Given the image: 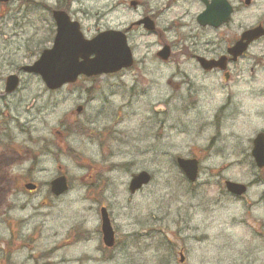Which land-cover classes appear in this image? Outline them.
I'll return each instance as SVG.
<instances>
[{
	"label": "rangeland",
	"instance_id": "374dc122",
	"mask_svg": "<svg viewBox=\"0 0 264 264\" xmlns=\"http://www.w3.org/2000/svg\"><path fill=\"white\" fill-rule=\"evenodd\" d=\"M132 1H0V135L13 138H0V264H264V169L251 154L264 131V68L252 72L247 58L228 82L197 74L180 50L199 11L192 1ZM58 7L88 39L145 14L157 18L158 32L132 26L129 69L50 90L20 68L52 46ZM162 42L175 45L167 61L156 55ZM253 50L264 57V43ZM11 74L21 82L6 93ZM189 82L199 88L191 92ZM45 144L28 172L27 146ZM9 146L25 157L3 153ZM178 156L200 160L195 183ZM142 170L153 179L131 194V176ZM63 174L70 189L55 196L50 181ZM227 180L247 185L246 194L228 193ZM31 182L38 188L29 192ZM101 206L115 229L113 249L102 241Z\"/></svg>",
	"mask_w": 264,
	"mask_h": 264
},
{
	"label": "water",
	"instance_id": "95a60500",
	"mask_svg": "<svg viewBox=\"0 0 264 264\" xmlns=\"http://www.w3.org/2000/svg\"><path fill=\"white\" fill-rule=\"evenodd\" d=\"M8 2L9 0H0ZM226 1H224L225 3ZM133 6L136 3L132 2ZM226 5V3L224 4ZM231 12L230 6L226 5V13L218 21V16L212 10H207L199 16V22L203 25L211 24L218 27L222 20H227ZM53 18L56 23V35L53 45L44 49L39 58L30 65H24L21 70L34 73L41 77L46 87L50 90L62 88L67 84L77 82L79 77H93L104 74H112L129 68L134 64L133 51L128 43L125 31L109 29L99 32L93 38H86L81 30L79 21L71 18L70 14L64 10H53ZM135 24H143L145 29L153 32L156 28L154 21L145 17ZM263 35L260 28L246 31L242 39L229 48L228 53L237 59L247 51L249 42ZM157 56L167 61L171 57V47L165 45ZM205 69L213 66L225 68L226 57L220 60H208L203 57L198 58ZM19 76L11 74L6 79L5 91L14 92L19 87ZM83 106L77 107V112H81ZM164 111L158 109V112ZM252 156L259 169H264V132L258 133L253 139ZM178 167L182 170L190 182H195L199 176V161L196 158H177ZM152 180V175L148 171H140L132 175L128 190L131 194L148 185ZM226 189L229 193L242 196L248 190L243 183L227 180ZM25 188L33 191L37 188L34 183L25 184ZM50 190L53 195L61 196L69 190V182L66 175H59L50 181ZM101 231L103 243L106 247H113L115 244V230L112 226L110 215L106 207H101Z\"/></svg>",
	"mask_w": 264,
	"mask_h": 264
},
{
	"label": "flooded vegetation",
	"instance_id": "af4514ba",
	"mask_svg": "<svg viewBox=\"0 0 264 264\" xmlns=\"http://www.w3.org/2000/svg\"><path fill=\"white\" fill-rule=\"evenodd\" d=\"M178 1V0H172ZM191 6L197 7L198 12L192 15L190 18V31L186 34L185 38L183 37V41L187 44L186 47H181V51H185V55L190 60V63L194 69V72L202 75L203 77H212V76H222L225 81H230L237 73V69L241 70L240 65L241 62H244L243 59L249 58L251 60V68L250 70L254 72L259 66L264 68V57L258 56L257 53L253 50L257 47H260L262 43H264V0H191ZM224 1H226V5L228 4L231 8V12L229 16H227V20H222V23L215 27L211 24L203 25L199 22V16L206 12L208 9L212 10L218 16V21L221 19L220 17L226 13V5H224ZM132 2L136 3V6L132 5ZM131 2V5L136 8L139 4L138 1L134 0ZM170 3L171 0H168ZM177 3V2H175ZM154 15V14H153ZM152 14H145L142 18L149 16L155 23V30L149 33H157L158 32V24L157 18H155ZM138 20V21H139ZM137 22V21H136ZM132 26H137L135 23ZM132 26L124 29L127 33V37L129 33L132 31ZM143 27V26H142ZM183 27V26H182ZM181 27V28H182ZM255 28H260L263 32V35L260 37L253 39L250 41L247 51L239 56L237 59H233V57L228 53L229 48L238 43L243 34L248 30H253ZM188 31V30H187ZM132 33V32H131ZM131 35V34H130ZM130 36L128 37V40ZM163 46L168 45L167 42H162ZM171 43H174L171 41ZM180 43V42H176ZM172 50L175 47L174 44L170 45ZM172 56V55H171ZM226 57L225 68L218 65L213 66L211 69H205L198 58L203 57L208 60H220L222 57ZM171 58V57H170ZM253 65V66H252ZM21 82V78H20ZM190 83L191 92L193 90H197L199 87L193 83ZM176 89H180V85L177 83ZM196 87V88H195ZM196 101H194L195 103ZM227 105V104H226ZM226 107V106H225ZM224 107V108H225ZM0 138H6L7 141L13 142V138L8 136L7 134L0 135ZM8 143V144H9ZM8 144L6 146H8ZM0 145H4L0 141ZM2 147V146H0ZM12 147V146H11ZM29 153L31 155V165L28 168V172L34 173L39 167V158L44 153L46 154L49 150V146L45 144L40 148L39 151H35V149H31L28 147ZM5 152H16L19 155V159L25 157V155L20 154L18 149H13L7 147V149L3 150ZM11 163V162H9ZM9 163H6L9 164ZM40 169V168H39Z\"/></svg>",
	"mask_w": 264,
	"mask_h": 264
},
{
	"label": "trees",
	"instance_id": "16d2710c",
	"mask_svg": "<svg viewBox=\"0 0 264 264\" xmlns=\"http://www.w3.org/2000/svg\"><path fill=\"white\" fill-rule=\"evenodd\" d=\"M9 255H10V254H5L4 257H5L6 259H8Z\"/></svg>",
	"mask_w": 264,
	"mask_h": 264
}]
</instances>
